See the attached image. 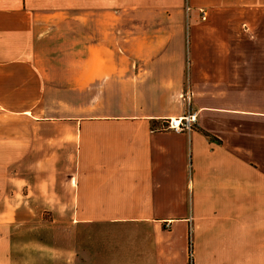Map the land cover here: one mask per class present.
I'll return each mask as SVG.
<instances>
[{"label": "crops", "instance_id": "crops-1", "mask_svg": "<svg viewBox=\"0 0 264 264\" xmlns=\"http://www.w3.org/2000/svg\"><path fill=\"white\" fill-rule=\"evenodd\" d=\"M184 2L0 0L13 200L68 208L85 264H184L190 238L209 264H264V39ZM188 109L193 130L165 129Z\"/></svg>", "mask_w": 264, "mask_h": 264}, {"label": "rangeland", "instance_id": "rangeland-1", "mask_svg": "<svg viewBox=\"0 0 264 264\" xmlns=\"http://www.w3.org/2000/svg\"><path fill=\"white\" fill-rule=\"evenodd\" d=\"M218 1L216 0V3L208 7L203 6V10L208 16L206 15V20L202 19V22H210L213 19L209 7L222 6L229 9L228 14L223 15V17L235 20L232 21V25L235 28L234 33H236V28H240L246 39H264V0ZM52 2L56 4L60 0H39L40 5L44 6H52ZM64 3L70 4L68 0H64ZM251 7H261L262 12L256 15L245 13L244 9ZM241 9L242 11H240ZM197 17L200 18L201 15L198 16L197 14ZM244 21L247 24H244ZM249 24L250 26H247ZM16 49V47L10 46L0 47V57H12ZM245 50L246 55H252L248 53L249 48L246 47ZM260 50L264 53V46L257 47L256 53H259ZM249 66H253V62L246 65V67ZM12 164V159L0 158V264H85L82 256L78 258L79 252L77 251H80V248L78 245L76 247L75 243L76 226L70 223L71 218L68 208L19 205L22 204V192L16 196L17 200H13ZM161 226L164 229H168L167 224H162ZM37 228L40 230L39 232L44 242L43 240L42 242H37L38 240L34 236ZM94 240H97L96 246L100 248L103 243L99 230L94 233ZM40 247H46V249H41ZM55 248H58V251ZM42 250L49 251H44L45 255L42 254ZM68 250L72 251L71 255L66 252ZM36 252H39V254L36 255ZM191 254L194 264H209L206 258L209 259L210 256L198 255L193 248H191ZM211 257L214 258L215 256ZM226 258H228L229 262L234 260L235 263L236 261L235 256H226ZM186 261L185 258L184 264H187Z\"/></svg>", "mask_w": 264, "mask_h": 264}, {"label": "built area", "instance_id": "built-area-1", "mask_svg": "<svg viewBox=\"0 0 264 264\" xmlns=\"http://www.w3.org/2000/svg\"><path fill=\"white\" fill-rule=\"evenodd\" d=\"M186 10L189 11L190 7L187 5ZM199 13H201V18H206V12L203 8H199ZM181 98L186 99L189 102L186 93L183 92L180 95ZM165 122V129L173 131V132H188L193 130L196 126L197 122V115L196 112L192 111L191 109L186 110L183 114L179 116L169 117L164 120Z\"/></svg>", "mask_w": 264, "mask_h": 264}, {"label": "trees", "instance_id": "trees-1", "mask_svg": "<svg viewBox=\"0 0 264 264\" xmlns=\"http://www.w3.org/2000/svg\"><path fill=\"white\" fill-rule=\"evenodd\" d=\"M187 264H194L193 258H192V254H191V241H190V239L188 241V260H187Z\"/></svg>", "mask_w": 264, "mask_h": 264}, {"label": "bare ground", "instance_id": "bare-ground-1", "mask_svg": "<svg viewBox=\"0 0 264 264\" xmlns=\"http://www.w3.org/2000/svg\"><path fill=\"white\" fill-rule=\"evenodd\" d=\"M191 131V130H190ZM189 132V131H188ZM177 133H182V132H177Z\"/></svg>", "mask_w": 264, "mask_h": 264}]
</instances>
